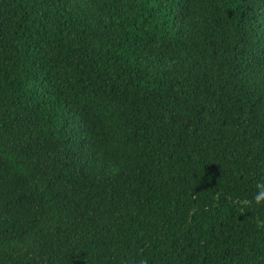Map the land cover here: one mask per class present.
<instances>
[{"label":"trees","instance_id":"trees-1","mask_svg":"<svg viewBox=\"0 0 264 264\" xmlns=\"http://www.w3.org/2000/svg\"><path fill=\"white\" fill-rule=\"evenodd\" d=\"M264 0H0V264H264Z\"/></svg>","mask_w":264,"mask_h":264},{"label":"clouds","instance_id":"clouds-1","mask_svg":"<svg viewBox=\"0 0 264 264\" xmlns=\"http://www.w3.org/2000/svg\"><path fill=\"white\" fill-rule=\"evenodd\" d=\"M252 203L258 206H264V179L256 183V195L254 196L253 201L247 199L242 201L244 207H248ZM258 223L264 224V221H258Z\"/></svg>","mask_w":264,"mask_h":264}]
</instances>
